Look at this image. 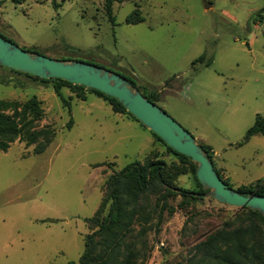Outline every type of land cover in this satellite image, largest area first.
Instances as JSON below:
<instances>
[{
  "label": "rangeland",
  "instance_id": "374dc122",
  "mask_svg": "<svg viewBox=\"0 0 264 264\" xmlns=\"http://www.w3.org/2000/svg\"><path fill=\"white\" fill-rule=\"evenodd\" d=\"M263 7L264 0H123L112 3L111 22L104 0H0V36L115 72L143 96L157 94L152 103L211 148L214 170L236 190L257 180L264 186V135L244 141L256 116L264 117ZM130 15L141 21L126 23ZM53 85L0 67V101L34 97L39 127L54 130L41 153L18 140L0 151V264H77L108 176L133 162L184 168L172 185L198 189L188 164L129 113L69 86L60 89L64 104ZM166 202L159 232L147 234L146 264H185L192 246L232 229L242 212L209 197Z\"/></svg>",
  "mask_w": 264,
  "mask_h": 264
},
{
  "label": "trees",
  "instance_id": "16d2710c",
  "mask_svg": "<svg viewBox=\"0 0 264 264\" xmlns=\"http://www.w3.org/2000/svg\"><path fill=\"white\" fill-rule=\"evenodd\" d=\"M121 1L123 0H104V10L111 22L114 21L112 3ZM260 11L264 13V7ZM140 21V18L132 19L130 15L126 23L134 24ZM199 60L201 58L197 59ZM49 80L54 82V92L64 104L67 102L60 92L62 86L79 91L88 89L61 79ZM88 90L107 100L114 112L128 113L114 98L93 89ZM145 97L153 102V99H157V94ZM42 117L40 103L34 97L23 103L0 101V151H6L11 143L18 140L23 141L26 146H33V153L43 152L52 141L54 130L49 126L39 127ZM257 134L264 135L262 116H256L252 126L246 131L244 141ZM153 136L163 142L156 135ZM164 145L181 163L188 164L198 187L197 192L173 186V179L184 173L185 169L168 166L162 160L133 162L109 175L105 182L107 194L95 214L87 220L93 223L96 229L85 236L84 249L77 264H146L151 250L147 234L151 231L159 232L164 221L163 210L168 209L167 198H203L200 195L207 191L202 189L195 177V163ZM201 147L211 161V148ZM217 175L219 176L218 173ZM259 181L240 186L236 191L264 197V186L259 184ZM107 203V211L101 217L100 214ZM240 210L242 212L236 215L237 224L232 229H220L208 234L204 240L189 249L185 264H264V219L258 212L249 208L242 207ZM167 213L170 215L171 210Z\"/></svg>",
  "mask_w": 264,
  "mask_h": 264
},
{
  "label": "water",
  "instance_id": "95a60500",
  "mask_svg": "<svg viewBox=\"0 0 264 264\" xmlns=\"http://www.w3.org/2000/svg\"><path fill=\"white\" fill-rule=\"evenodd\" d=\"M0 67L39 79L65 80L114 98L164 144L195 163V177L202 189L207 191L201 197H209L228 206L249 208L264 219V197L229 188L219 178L205 151L192 135L119 74L83 61L57 60L26 51L1 36Z\"/></svg>",
  "mask_w": 264,
  "mask_h": 264
}]
</instances>
